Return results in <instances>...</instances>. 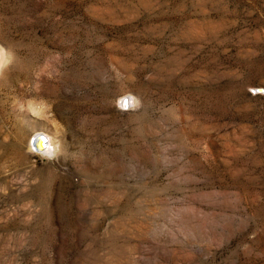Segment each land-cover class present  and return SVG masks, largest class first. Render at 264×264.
Here are the masks:
<instances>
[{"label":"rangeland","instance_id":"obj_1","mask_svg":"<svg viewBox=\"0 0 264 264\" xmlns=\"http://www.w3.org/2000/svg\"><path fill=\"white\" fill-rule=\"evenodd\" d=\"M0 50V264H264V0H0Z\"/></svg>","mask_w":264,"mask_h":264},{"label":"bare ground","instance_id":"obj_2","mask_svg":"<svg viewBox=\"0 0 264 264\" xmlns=\"http://www.w3.org/2000/svg\"><path fill=\"white\" fill-rule=\"evenodd\" d=\"M1 57H2V51L0 50V66L2 65ZM36 134L37 133L33 134L32 136L34 137V135H36ZM38 134H41L40 136H42V137L36 138L34 142H36L35 146L37 148H39L40 150H39V152H36L34 150V147H33L32 142H31L33 137L30 140V147L32 148V150L35 153H37L39 155L42 154L43 156H46L48 158L55 156L56 145H55L53 139L45 133H38ZM44 143H46V144L44 145Z\"/></svg>","mask_w":264,"mask_h":264},{"label":"water","instance_id":"obj_3","mask_svg":"<svg viewBox=\"0 0 264 264\" xmlns=\"http://www.w3.org/2000/svg\"><path fill=\"white\" fill-rule=\"evenodd\" d=\"M41 134H36V135H34V137L32 138V140H31V142H32V145H33V147H34V150L36 151V152H39V148H37L36 146H35V143L36 142H34L35 141V139L36 138H39V137H42V136H40ZM46 143H44V145H45Z\"/></svg>","mask_w":264,"mask_h":264}]
</instances>
